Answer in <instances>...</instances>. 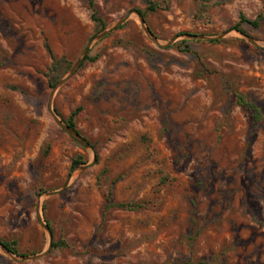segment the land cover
<instances>
[{
    "label": "rangeland",
    "instance_id": "obj_1",
    "mask_svg": "<svg viewBox=\"0 0 264 264\" xmlns=\"http://www.w3.org/2000/svg\"><path fill=\"white\" fill-rule=\"evenodd\" d=\"M93 1L104 30L132 15L55 89L104 31L87 2L0 0V264H264V0Z\"/></svg>",
    "mask_w": 264,
    "mask_h": 264
},
{
    "label": "trees",
    "instance_id": "obj_2",
    "mask_svg": "<svg viewBox=\"0 0 264 264\" xmlns=\"http://www.w3.org/2000/svg\"><path fill=\"white\" fill-rule=\"evenodd\" d=\"M88 4L89 9L91 10V15H90V20L93 23L95 30L97 32H100L102 30L105 29V22L103 21V19L98 15L96 9H95V5H94V1L93 0H85ZM149 4V8L148 11H153V9L155 8V5L152 4L151 2H148ZM138 12L144 17L145 19V15L142 11L138 10ZM248 24L250 26L253 27H257L258 26V22L257 21H249L247 20L243 15H240L239 17V22L232 28L240 33H243V30L240 28V26L242 24ZM122 27V26H121ZM186 50H184L185 52H188V48H185ZM96 59L95 58H91L89 56H87V58L85 59V61L83 62L82 66L85 64V62H94ZM71 63L70 61H68L65 57L56 60H53V63L51 65V67L48 69V72L46 74V76L48 77L49 80V87L50 88H54L56 87V85L58 84V82L60 81V79L66 74V72L70 69ZM237 101L238 104H240L244 109H249L252 110V117L254 118V120H258V114H257V110L251 105V104H247L244 99L242 98V96H237ZM76 112L72 113L68 120L66 121V123L72 128L75 129V124H74V117H75ZM82 162V159L79 158L77 160H75L72 163L71 169L76 168L77 166H79ZM111 199H108L109 205L108 207H118L121 209H134L133 205H125V204H112ZM1 242V241H0ZM12 254H16L18 255V250L16 247V242H11V243H7V242H1ZM56 247H66L65 243L63 242H59V243H54L52 245V248H56Z\"/></svg>",
    "mask_w": 264,
    "mask_h": 264
},
{
    "label": "water",
    "instance_id": "obj_3",
    "mask_svg": "<svg viewBox=\"0 0 264 264\" xmlns=\"http://www.w3.org/2000/svg\"><path fill=\"white\" fill-rule=\"evenodd\" d=\"M133 14L138 18L139 24L143 30V32L146 34V36H148L154 43L158 44L157 39L155 38V36L152 34V32L150 31V29L147 27L146 25V21L144 19V17L137 11L135 10L133 12ZM132 13L129 12L127 14H125L124 16H122L121 18H119L114 25L107 29L104 30L103 32H101L100 34H98L97 36L94 37V39L86 46L85 50L82 52L81 56L79 57V59L75 62V64L73 65V67L71 68V70L69 71V73L63 78L61 79L58 84L56 85L55 89L58 87H61L66 81H68L75 73L76 71L80 68V66L83 64V62L85 61V59L87 58V56L90 53L91 47L94 43H96L97 41H100L103 37H105L110 31L118 28L119 26L123 25L125 22H127L129 20V18L131 17ZM224 35H221L217 38H210V37H206V36H194V35H189L188 37L190 39H200V40H213V39H220L222 38ZM250 42H252L255 46H258L252 39L246 37ZM170 43H168L169 45ZM54 89V91H55ZM49 112H50V116L52 118V120L54 121V123L61 129L63 130L66 134H68L72 139H74L78 144H80L84 149L90 150L91 149V145L88 141H86L75 129H72L65 121L61 120L56 112L54 111V109L52 108V96L51 99L49 101ZM58 192H51V193H47V196H51L54 194H57ZM45 230L47 231L48 235H49V246L47 251L51 248L52 246V234L50 232V229L47 225H45ZM0 249L5 252L8 256L16 258L17 256L13 255L1 242H0ZM43 255H45V253L41 254V255H35V256H31V257H23L22 259L25 260H34L37 259L39 257H42Z\"/></svg>",
    "mask_w": 264,
    "mask_h": 264
}]
</instances>
